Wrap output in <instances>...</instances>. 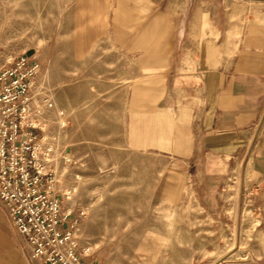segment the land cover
<instances>
[{
  "label": "rangeland",
  "instance_id": "1",
  "mask_svg": "<svg viewBox=\"0 0 264 264\" xmlns=\"http://www.w3.org/2000/svg\"><path fill=\"white\" fill-rule=\"evenodd\" d=\"M108 2L0 0V68L21 55L39 66L36 133L52 146L81 258L264 264V179L233 168L207 190V179L187 164L128 147V90L145 78L110 40ZM256 6L264 12V0H206V23L220 13L244 24Z\"/></svg>",
  "mask_w": 264,
  "mask_h": 264
},
{
  "label": "crops",
  "instance_id": "2",
  "mask_svg": "<svg viewBox=\"0 0 264 264\" xmlns=\"http://www.w3.org/2000/svg\"><path fill=\"white\" fill-rule=\"evenodd\" d=\"M256 7L244 24L220 13L206 23V0H109L110 40L145 78L128 90L129 148L187 164L207 190L233 168L264 179V12ZM30 254L0 201V264H37Z\"/></svg>",
  "mask_w": 264,
  "mask_h": 264
},
{
  "label": "built area",
  "instance_id": "3",
  "mask_svg": "<svg viewBox=\"0 0 264 264\" xmlns=\"http://www.w3.org/2000/svg\"><path fill=\"white\" fill-rule=\"evenodd\" d=\"M38 74V64L24 55L0 68V201L37 264H92L78 252L77 220L63 211L52 146L36 133L33 86ZM58 116L63 118L62 112Z\"/></svg>",
  "mask_w": 264,
  "mask_h": 264
}]
</instances>
